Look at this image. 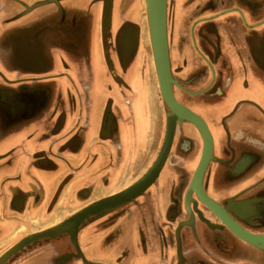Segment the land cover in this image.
<instances>
[{
  "label": "crops",
  "instance_id": "crops-1",
  "mask_svg": "<svg viewBox=\"0 0 264 264\" xmlns=\"http://www.w3.org/2000/svg\"><path fill=\"white\" fill-rule=\"evenodd\" d=\"M71 1L0 0V170L11 171L0 173V231L13 224L11 233L2 240L7 239L8 243L9 238H14L5 250L25 236L63 222L89 201L112 195L134 182L108 191V186L104 187L105 179L99 182L98 177L105 164L112 165L125 155L130 163V154H136L135 162L142 166L140 175L148 170L141 160V155L147 152L144 132L137 131L140 125L127 112L123 114L120 107L125 99L135 100V94L123 97L114 79L106 77L104 48L99 43L103 34L90 28L89 12L72 6ZM250 2L264 5V0ZM93 3L103 1L93 0ZM99 18L97 13L91 22ZM243 22L242 29L248 36L251 32L258 36L264 28V11ZM261 38L264 41V32ZM260 49L264 66V46ZM94 58L100 62L97 68L103 78L99 80L98 98L92 102L89 89L94 86V80L87 76V71L95 63ZM19 59H26L23 63L29 65H19ZM73 69L77 78L72 77ZM125 85L127 91L137 93L138 85L129 82ZM252 95L249 97L252 101H261L258 94ZM241 99L245 96H236L233 102ZM249 107V110L253 108ZM249 115L243 126L232 125L233 137L241 138L244 132L249 138L262 134V143L250 139L247 146L235 145L236 155L247 154L249 158L243 156L231 167L226 163L222 172L232 179L241 175L243 185L232 187L231 194L239 193L243 187L241 192L249 198L244 201L249 203L246 212L254 211L250 202L264 206V126L256 127L252 123L254 114ZM239 132L243 133L239 135ZM254 148L260 152L259 159L252 157ZM234 154L229 158L225 148L220 150L225 159L233 160ZM105 176L110 180L115 174L108 172ZM115 184L119 185L120 180ZM142 217L148 220V209L142 210ZM25 221L33 223L34 228L25 226ZM99 224L101 221L95 227ZM132 224L126 226L125 239L117 245L115 237L104 238L91 227L79 232L78 244L86 260L93 264H147L141 247L136 254L139 243L135 236L139 227L136 221ZM63 238L64 250H53L51 242L39 244L14 264H82L79 260H69L73 248L69 238Z\"/></svg>",
  "mask_w": 264,
  "mask_h": 264
},
{
  "label": "flooded vegetation",
  "instance_id": "flooded-vegetation-1",
  "mask_svg": "<svg viewBox=\"0 0 264 264\" xmlns=\"http://www.w3.org/2000/svg\"><path fill=\"white\" fill-rule=\"evenodd\" d=\"M222 1H224L223 5L231 3L229 7H225L224 9L233 10L226 16L206 21L201 26H198L193 31L194 43L189 39L190 44H186V52L181 51L178 53L181 56V61L172 63L170 55L173 78L185 91H194L192 93H196L203 90V93L196 95L186 93L176 86L173 89L180 103L189 107V109L204 119L213 139L212 155L218 161L211 160L206 169L203 178L204 191L221 206L230 207L227 209L229 216L243 229L253 234H264V211L262 209L264 206H260L257 201L250 202L251 206L254 207V211L246 212L245 206L249 203L244 201H247L249 198L244 197V193L241 192L243 187L239 193L231 194L232 187L239 186L243 183L240 179L241 175H237L234 179H232V176H226V174L222 173L223 169L225 170V165L221 164L224 162L225 164L227 163V166L229 165L231 167L239 158L243 156H245L243 159L249 158L247 154L241 156L236 155L235 145L247 146L249 145V141L252 140H255L254 142L257 144L262 143V134L249 138L245 136V132H239V135L243 133L241 140V138H237L236 136L233 137L234 134L231 132V127L233 124L243 126L251 116L249 115L251 112L254 114L252 116L254 122L252 123L256 127L262 126V129L264 126V76L261 75L264 66L260 51L244 45L246 40L244 38L248 36V33L245 29H242V21L244 19L249 21L251 16L263 10L264 5L261 7L250 2V0H210L209 7L212 9L214 3H221ZM207 17L209 16H205L204 18ZM195 31H197V34ZM263 32L264 28H261L258 36L255 34L254 36L262 39L261 34ZM228 36L230 39L226 41ZM242 36L243 38L241 39ZM248 43L250 46L249 40ZM201 57H204V60ZM236 63L239 66L234 68V64ZM189 77H191V81L185 83ZM250 80L255 81V84L250 85ZM236 84H240L241 88H244L239 93L234 89V85ZM253 93L258 94L261 101L257 99V102L252 101L249 97L252 98L254 96L252 95ZM182 95L184 101L181 100ZM241 95L245 96V99L233 102L234 97ZM230 100L231 104L229 105ZM249 106L253 108L249 110ZM227 109L229 110L227 111ZM182 128H184L185 134H180L178 135L179 138H177V133L179 131L181 132ZM195 135L198 140L192 141V143L188 141L190 137L194 139ZM181 137L184 138L182 142L180 140ZM201 141L200 132L190 123L185 121L181 125H178L175 130L168 161L157 179V181L159 180L163 183L162 189L158 190L156 188V190L152 189L153 191L151 190V193L148 192V228L150 229H148V243L151 241L153 235L157 236L155 233L156 231H160L161 227L170 228L174 223L172 228V239L174 236V240L168 247L169 255H172L173 259L172 264L180 263L178 262L175 230L178 224L187 220L189 216L184 204V195L194 171L192 170L190 176H178L177 179L173 178L171 180L170 163H174L172 153L178 156L175 158H180V160L184 161L185 158L181 156L179 151L191 148L192 146L196 150V155L185 162L187 165H196L200 157ZM160 147L161 145L159 146L158 152ZM174 148L175 151L173 152ZM222 148L228 151L229 158H231L232 153H235L233 160L225 159V157L220 155ZM252 157L258 159L261 157L260 152L256 148L252 149ZM244 161L246 162V160ZM217 168L218 171L216 170ZM164 169H167L170 176L168 174L166 176L163 173ZM165 188H168L169 191L167 192ZM163 190H166V194L164 195L162 193ZM192 197L197 202L196 209L194 208L193 202L189 204L194 214L193 224L192 226H183L180 230L182 264H264V250L238 238L207 206L198 200L197 196ZM262 201L264 202V200ZM262 201L259 202L263 203ZM155 209L160 210L161 220L154 221L152 218L153 213H156ZM197 211L212 226H209L205 221L201 220ZM102 216L100 215L99 218ZM101 222H104V220H101ZM150 231L152 232V236ZM153 254H157L156 258L158 260H162L160 248L157 246L154 248L152 244H149V264H151L152 257L155 256Z\"/></svg>",
  "mask_w": 264,
  "mask_h": 264
},
{
  "label": "rangeland",
  "instance_id": "rangeland-1",
  "mask_svg": "<svg viewBox=\"0 0 264 264\" xmlns=\"http://www.w3.org/2000/svg\"><path fill=\"white\" fill-rule=\"evenodd\" d=\"M102 1H103L102 4L101 3L95 4L93 3V0H72L71 5L78 7L79 9L82 10H87L90 16L89 17L90 28H94L96 30L99 29L103 34L99 40L100 41L99 43L101 45L103 44V48H104L103 50L105 53L104 60L106 65V77L107 78L112 77L114 79V84L117 85L116 87L120 92V94L123 95V97H125L124 95L126 94L128 95V93L135 94V100H132L131 102L128 99H125L121 101L120 107H121V112H123V114L127 112L130 117L132 116L133 121L135 120L136 125L137 126L140 125V127H137V131L139 132L141 130V132H144L143 133L144 139L147 142L145 147L147 152L141 155V157H143L141 158V160L145 165H148L149 168L151 166V163L155 160L159 146L163 141L165 118H166L165 115L168 109L163 103L157 87L155 68L153 63L149 35H148L147 18L145 13V0H102ZM209 2L210 0H167L168 44H169V52L172 58L171 59L172 63L181 61V56H179L178 53H180L181 51H183L184 53L186 52V47H187L186 44L188 45L190 44L189 39L193 41V31L196 30L198 26H201L206 21H211L216 18L218 19L220 17L226 16L228 15L229 12H231L230 9L227 8H226L227 10L224 9L225 7H229L231 3H226L225 5H223L224 1H222L221 3L216 2L214 3V7L212 6L211 9L209 7ZM262 11H264V7ZM97 13H99L100 15L99 18L100 20H98L99 22L95 20L91 22V18L94 19V15ZM205 16H209V17L204 18ZM243 26H245L244 22H243ZM90 28H89V34H90ZM195 33L197 34V31H195ZM254 34L256 33L253 32L252 34L251 32L250 33L251 36H247L244 38L246 39L244 45L248 48L258 49L256 51L263 52V50L260 49V47L264 46V41L259 37L254 36ZM242 38L243 36L241 37V39ZM228 39H230L229 36L226 41H228ZM248 40L251 44L250 46ZM29 55L31 56V53H29ZM201 58L203 59L204 57ZM23 61L26 62L27 60L24 59ZM23 61L19 59L18 64L19 65L28 64V63H23ZM94 61L95 63L93 62L90 70L87 71V76L94 80V86L90 87L89 89V92L92 96V102H95L98 98L96 96L100 88L99 80L103 78L101 77L102 73L100 69L97 68V65L100 66L99 60L97 58H94ZM238 66H239L238 63L234 64V68H237ZM126 73L127 75H125ZM261 75L264 76V70L262 71ZM72 77L77 78L75 69L72 70ZM249 77H251V75H249ZM190 78L191 77H189L185 81V83H189L188 81L190 80ZM125 82L126 83L129 82L132 84L135 83L136 86L138 85L137 93L136 92L133 93L132 92L133 90L127 91L125 89L126 86ZM253 83L255 84V81H251L250 85H254ZM234 89L237 93H239L244 88H241L240 84H236L234 85ZM263 95H264V91H263ZM181 100L184 101L183 95ZM148 110L151 111L149 115H148ZM94 120H99V118L94 117ZM184 132L185 130L184 128H182L181 132L179 131V133H177V138H179L178 135L185 134ZM180 140L182 142L184 138L181 137ZM196 140L198 139L195 135L194 139H191L190 137L188 141L192 143V141H196ZM174 151L175 148L173 152ZM122 152L125 155V152L124 151ZM179 152L181 153V156L185 158V160L183 161L180 160V158H175L178 156L172 153V155L175 158V159L173 158L174 163H170V167H171L170 172L172 174V177L170 176V173L167 172V169H164L163 171V173H165L166 176L167 174L170 176L171 180H173V178L177 179L178 176L180 177L188 176V175L190 176V173L193 170L194 165L193 164L187 165L185 161L195 157L196 155L195 148L191 146V148L183 149ZM135 155L130 154V156L132 157L130 163L126 162L127 158L126 159L124 158L126 156L125 155L124 157H121L118 162L113 163L112 165L105 164V166L101 168L102 171L99 172L100 173L98 176L99 182L100 181L103 182V179H105L104 184L106 185H104V187L108 186L109 188L108 191H110V190L118 189L119 187L126 185L130 181L134 180L135 182L136 180H138L142 176L140 175V171H141L140 169L142 166L139 162L137 163L135 162L136 160ZM138 157L140 158V156ZM102 160L100 161L102 162ZM104 160H105L104 163H106L108 159L105 158ZM117 165H119L118 171H116ZM27 171L28 170L26 169L24 172L25 178H27L28 176V174L26 173ZM10 172L11 171L6 169H3L2 171L0 170V173H10ZM101 172H104L105 175L108 174V172H111L114 173L115 176L111 177L110 180H108L107 177ZM101 175L104 176V178L101 177ZM166 176H164V178H166ZM118 179L120 180V184L115 186L116 185L115 183ZM134 182H132L131 184H133ZM162 184L163 183H161V181L156 180L144 192V194L142 195L143 197L140 196L136 198L135 199L136 201L134 200L130 203H127L109 213L106 214L102 213L100 214L103 215L101 218H99L100 216L90 217L85 221L83 225L79 227L78 234L79 232L85 230L87 227H91L93 231L98 232L101 236H104V238L106 236L115 237L116 240L114 241V243L117 245L120 241L123 242L125 239L124 231L126 230V226H129L130 224L133 225L132 223H135L136 221V225H138L139 228L136 232L135 237H137L138 243L140 245V246L138 245L139 247L137 246L136 254L138 255V250L141 247V249L146 254V258L148 259V246L149 244H152L154 248H156V246L160 248L162 252V256H161L162 260L161 261L158 260V258H156L157 254L156 255L153 254L155 256L152 257L151 264H172L173 259H172V255L171 256L169 255L168 247L171 245L172 241L174 240V236L172 239V228L174 223L173 225L170 226V228L161 227V230L156 231L155 233L157 234V236L153 235L151 241L148 243V229H149L148 220H146L147 221L146 222L142 217V210L148 209V192L151 193L153 190H156V188H158V190L162 189ZM91 187L94 188L93 184ZM168 188H170V186H168ZM168 188H165L167 189V192L169 191ZM89 193H91V191ZM162 193L163 195L166 194V190H163ZM92 201H89V204ZM155 212L157 214L153 213L152 216L154 221L161 220L160 210L155 209ZM182 217H183V213H182ZM101 220H104V222H101L102 224H99L97 227H95V223ZM24 225L27 227L28 226L31 227L33 223L25 221ZM4 227L6 226L4 225ZM12 228H13V224L10 225V227L8 226L7 230L3 229L2 231H0V255L6 249L5 248L6 245L11 240L14 239V238L13 239L9 238L8 241L9 240L10 241L8 243H6L7 239L2 240V238H4L9 233H11ZM32 228L34 227L32 226ZM27 231L29 232V229H27ZM150 234L152 236L151 231ZM63 236L68 237L70 241V237L66 233L61 234L56 238H45L38 240L35 243L29 244L16 256H13L10 260H8L6 264H14L18 259H20L22 256H26L28 252L32 251V248H35L39 244L41 245L44 243L51 242L53 250L55 251H59L60 249L64 250L65 243L63 241L64 239ZM106 241L108 242V240H105L104 242ZM71 247L73 248V252L70 253L69 260L70 259L71 261L79 260L82 262V264H84L81 258L76 256L77 252L72 244ZM84 258L86 259V257ZM87 263L93 264L92 262L89 261H87ZM106 264H108V262ZM110 264H116V263L110 262Z\"/></svg>",
  "mask_w": 264,
  "mask_h": 264
},
{
  "label": "water",
  "instance_id": "water-1",
  "mask_svg": "<svg viewBox=\"0 0 264 264\" xmlns=\"http://www.w3.org/2000/svg\"><path fill=\"white\" fill-rule=\"evenodd\" d=\"M42 3L43 2L38 3L36 6H39ZM145 13L156 80L160 90L159 94L168 109L165 115V132L163 141L155 160L138 180L124 190L92 202L52 228L22 238L19 242L0 255V264H6L8 260L13 256H16L31 243H35L38 240L45 238H56L64 233L69 235L71 244L77 252L76 256L81 258L84 264H88L78 244L77 236L79 227L92 216L98 217L102 213H109L142 196L159 177L171 151L176 127L185 121L195 126L200 132L202 141L200 157L184 195V204L189 216L187 220L180 222L175 230L177 255L179 258L178 262H180L181 259L180 230L183 226H192L194 221V214L189 205L190 202H193L195 208L197 203L192 197L193 192H195L198 200L207 206L238 238L264 250V234H253L243 229L231 216H229L227 209L230 207L221 206L211 199L204 191L203 178L206 169L211 160L218 161V159L214 158L212 155L213 140L204 119L182 103L178 102L173 92L174 86L183 91L185 90L172 76L167 31V0H145ZM190 81L191 80L188 82ZM185 92L188 93L187 91ZM202 93L203 91L190 94ZM221 164L225 165L224 162ZM197 212L201 220L205 221L209 226H212L207 219H204L201 216L199 211Z\"/></svg>",
  "mask_w": 264,
  "mask_h": 264
},
{
  "label": "bare ground",
  "instance_id": "bare-ground-1",
  "mask_svg": "<svg viewBox=\"0 0 264 264\" xmlns=\"http://www.w3.org/2000/svg\"><path fill=\"white\" fill-rule=\"evenodd\" d=\"M148 35H149V33H148ZM150 37V36H149ZM150 39V38H149ZM159 85L157 84V87H158ZM158 91H159V93H160V90H159V87H158ZM201 91H203V90H201ZM173 92H174V95H175V98L177 99V95H176V92H175V90L173 89ZM188 93H192V92H190V91H187ZM200 92V91H199ZM177 101H178V99H177ZM179 102V101H178ZM189 108V107H188ZM140 122H141V119H140ZM191 124V123H190ZM192 125V124H191ZM193 127H195L194 125H192ZM164 132H165V128H164ZM211 134V133H210ZM163 137H164V134H163ZM213 140V139H212ZM173 144V143H172ZM168 161V160H167ZM166 161V162H167ZM152 164V163H151ZM166 164V163H165ZM197 165V164H196ZM196 165H194L193 166V170L196 168ZM165 166V165H164ZM164 168V167H163ZM125 188H127V187H125ZM125 188H123L122 190H124ZM119 192V191H118ZM113 195V194H112ZM110 196V195H109ZM192 196H195L196 197V194H195V192H193V194H192ZM106 197H108V196H106ZM103 198H105V197H103ZM191 203V202H190ZM54 227V226H53ZM50 228H52V227H50ZM46 230V229H45ZM43 230H41L40 232H42ZM11 248V247H10ZM8 250V249H7ZM4 252H6V250L5 251H3L2 253H1V255L4 253ZM183 259V257H182V254H181V259H180V263L182 264V260Z\"/></svg>",
  "mask_w": 264,
  "mask_h": 264
}]
</instances>
